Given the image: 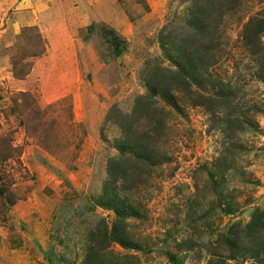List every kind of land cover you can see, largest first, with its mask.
<instances>
[{
  "label": "rangeland",
  "instance_id": "374dc122",
  "mask_svg": "<svg viewBox=\"0 0 264 264\" xmlns=\"http://www.w3.org/2000/svg\"><path fill=\"white\" fill-rule=\"evenodd\" d=\"M229 5L168 104L151 84L173 79L193 0H0V264H264V54L243 41L263 4ZM219 82L232 100L194 104ZM152 100L169 115L136 122V166L123 127Z\"/></svg>",
  "mask_w": 264,
  "mask_h": 264
},
{
  "label": "trees",
  "instance_id": "16d2710c",
  "mask_svg": "<svg viewBox=\"0 0 264 264\" xmlns=\"http://www.w3.org/2000/svg\"><path fill=\"white\" fill-rule=\"evenodd\" d=\"M234 0H204L203 3H198V0H193V6L189 10L190 19L188 22V34L187 38L183 39V42L178 49H175L178 57L177 61L171 57L169 54L170 51L163 46L164 52L168 55L173 61L176 63L178 69L172 71L173 79H164L160 81L157 85L151 84V91L153 92V97H159L163 101L168 104H175L172 99L173 92L179 91L183 86L188 85L186 70L184 66L187 63L189 67L196 68L199 70L203 67V54L207 51L209 44L215 43L217 41L218 28L222 19L224 18L225 11L229 10V3ZM262 5V13L264 15V0H261ZM228 9H227V8ZM255 18L249 20L244 27L243 32V41L245 44V49L251 56H259L264 54V49H262V41L261 38L264 35V19L254 20ZM96 25H91L88 28V34L94 30ZM101 27V35L106 40L107 43L110 44L111 49L114 53L115 57H119L127 50L126 40L122 38V36L114 29L108 28L103 23L100 24ZM169 58V59H170ZM170 59V60H171ZM188 72V71H187ZM216 93L213 95H200L194 99L195 105H201L206 107L211 113L215 110V108L222 107L223 104L229 102V100L233 99V95H231V91L227 89L221 82L216 85ZM149 96L142 97L143 99H148ZM157 105L156 100H152L150 102H146L141 109H137V114L141 112V114L137 117H133L132 121L127 124V126L123 127L125 133L126 144H131V142H135L136 149L131 150V152L135 155L136 159L132 160V163L136 166L142 165V161L151 160L147 147H143L139 145L142 143L141 139H138V135L149 134L150 130H144V132L140 131V127L136 122H142L146 120V117L155 118L153 122L162 121L163 119L168 118V113L161 109L155 108ZM139 111V112H138ZM136 113V110H135ZM264 113V111H263ZM136 126V127H135ZM141 133V134H140ZM136 136V137H135ZM123 141H119V147ZM122 152L126 151L125 145L120 147ZM153 163V162H152ZM138 168V167H137ZM115 173H110V176L114 179L119 176ZM121 174V173H120ZM252 226V223H251Z\"/></svg>",
  "mask_w": 264,
  "mask_h": 264
}]
</instances>
